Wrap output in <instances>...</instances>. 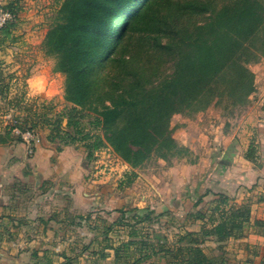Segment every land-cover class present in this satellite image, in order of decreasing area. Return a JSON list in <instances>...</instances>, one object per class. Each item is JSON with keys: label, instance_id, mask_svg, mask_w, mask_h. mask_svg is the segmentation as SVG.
Listing matches in <instances>:
<instances>
[{"label": "trees", "instance_id": "trees-1", "mask_svg": "<svg viewBox=\"0 0 264 264\" xmlns=\"http://www.w3.org/2000/svg\"><path fill=\"white\" fill-rule=\"evenodd\" d=\"M167 1L62 2L58 23L47 33L44 48L47 54L57 57L60 70L67 76L66 99L72 107L54 120L47 113L42 114V119L60 133L66 116L67 126H74L79 133L80 122L75 113L88 109L95 116L93 124L100 130L82 139L86 141L89 159L107 147L133 169L156 150L161 151V158H167V153L177 147L171 128L176 114L206 111L214 98L228 100L232 105L246 104L255 91L248 65L264 50L263 3L224 0L221 5L219 0H187L179 9L182 19H178L164 13L161 7ZM151 21H155L154 30L146 29ZM140 29L154 36L137 41L135 34ZM2 93L5 85L0 82ZM15 121L7 131L9 137L15 129L24 131L29 126L28 118L21 123L18 118ZM59 136L52 132L49 140L55 142ZM67 136L71 140L68 144L78 140L69 132L60 137L64 140ZM14 140L23 138L18 135L9 141ZM212 208L209 216L199 212L204 222L200 232L187 231L173 248L162 250L171 256L167 264L227 263L223 255L209 256L203 245L213 241L221 249L232 239L244 238L251 208L230 204V198L223 194ZM128 213L140 223L150 220L155 210L134 208ZM255 224L264 228L263 220ZM136 236L137 231L132 230L130 237ZM136 245H150L152 253L130 264H140L158 253L147 241L138 243L131 239L122 247L130 254ZM113 250L118 261L122 249ZM259 264H264V256Z\"/></svg>", "mask_w": 264, "mask_h": 264}, {"label": "rangeland", "instance_id": "rangeland-1", "mask_svg": "<svg viewBox=\"0 0 264 264\" xmlns=\"http://www.w3.org/2000/svg\"><path fill=\"white\" fill-rule=\"evenodd\" d=\"M63 1H45V4L37 6L35 0H4L2 4L4 9L15 12L17 18L9 27L0 30V82L5 85V93L0 94V140H8L7 143L0 142V147H8L12 137L20 135L23 138L28 131H34L36 134L35 143L46 134L49 138L52 132L62 137L69 132L78 139L75 143L68 144L71 142L69 136L64 140L59 136L55 142H51L57 146L58 151H63L62 148L66 146L79 147L87 164L86 174L83 180H77L76 187L58 192L48 182L43 185L41 181H37L31 188L28 184L13 190L17 197L15 200L19 204L18 213L23 217L38 216L46 220L55 214L59 218L57 222L48 221L50 223L45 232L40 231L43 225L39 221L31 225L26 224L21 235L14 238L25 243L35 241L33 248L29 250L30 259L47 264H130L134 259L152 253L150 245H136L128 254L122 244L131 239L138 243L147 241L158 251L140 264H167L171 261V256L165 255L162 250L173 248L179 237L188 231L186 227L189 223L179 217L177 210L169 213L166 208L155 212L150 220L140 223L128 212L134 208L151 207V203L142 202L143 195L140 194L139 186V175L148 165H152L151 162L162 160L161 163L165 161L166 165L172 166L175 160L180 162L187 159L192 162L194 158L188 149L177 146L173 148L175 153H167V158L159 156L161 151H154L149 159L134 169L130 165L125 167L127 163L111 147L96 151L89 159L86 141L82 139L86 134H96L100 130L93 124L95 116L88 109L75 113L76 121L80 122L79 133L74 126H67L66 116L63 117L60 133L56 132L51 124H44L43 113H47L48 117L54 120L59 115L68 113L72 107L66 99L67 76L60 70L57 57L47 54L44 48L47 33L58 23V12ZM219 1L221 5L224 2ZM260 1L264 5V0ZM186 2L187 0H169L162 4L161 8L164 13L182 19L178 13ZM119 24L120 21L116 23L115 30ZM154 25L155 21H151L146 25V29L154 30ZM153 36L154 34L147 35L144 29L135 34L137 41ZM255 43L260 45L257 41ZM104 62L106 63L107 59ZM248 68L253 73L256 89L257 84L260 85V81H264V50L260 54L257 53ZM246 104L232 105L228 100L214 98L209 108L217 109L224 117L230 118L244 114ZM176 115L190 116L194 113L189 110ZM16 118L20 123L28 118L29 126L24 131L15 129L9 137L7 131L17 123ZM180 120L179 118V124ZM252 145L247 155L256 162L259 159L257 145ZM35 146L36 144H29V150L32 147L33 153ZM167 151L168 149H165L163 152ZM9 190L10 195L12 189ZM248 191L250 195L238 205L250 204L252 210V202L264 200V178L259 183L255 182ZM212 212L213 208L205 213L209 216ZM259 213L260 211L255 209V214ZM257 220L250 218L245 228L246 234L253 235L252 241L224 244L221 249L217 248V243L211 241L203 245L205 252L209 256L223 255L227 260L225 264H259L264 256V240L261 238L264 228L256 226ZM132 230L137 231L136 237H130ZM114 247L122 249L118 261ZM250 259L252 263L249 262Z\"/></svg>", "mask_w": 264, "mask_h": 264}, {"label": "crops", "instance_id": "crops-1", "mask_svg": "<svg viewBox=\"0 0 264 264\" xmlns=\"http://www.w3.org/2000/svg\"><path fill=\"white\" fill-rule=\"evenodd\" d=\"M45 1L54 0H35L37 6ZM249 100L244 114L237 117H224L212 108L193 116L175 115L172 136L177 146L188 149L194 161L175 160L172 166L165 161L161 163L162 160L151 162L139 175L142 202L151 203L150 208L155 212L165 208L169 213L177 210L179 217L189 223L187 230L192 232L201 231L204 222L199 212L207 215L205 212L216 205L219 195L228 196L230 204H241L250 195L248 189L264 178V81L257 84ZM252 144L257 145L256 162L247 155ZM28 150L29 144L24 139L9 141L8 147H0V264H47L30 259L29 250L35 241L25 243L14 237L21 235L26 224L39 221L43 225L40 231L45 232L48 221L59 220L55 214L46 220L38 216L23 217L18 213L19 204L13 190L28 184L31 188L41 181L59 192L76 187L77 180L81 181L87 171L84 153L79 147L66 146L58 151L48 134L36 143L33 154L29 155ZM251 207V219L264 221V200L252 202ZM255 209L260 213L255 214ZM261 238L264 240V229ZM252 240L253 235L246 234L245 238L225 244Z\"/></svg>", "mask_w": 264, "mask_h": 264}, {"label": "built area", "instance_id": "built-area-1", "mask_svg": "<svg viewBox=\"0 0 264 264\" xmlns=\"http://www.w3.org/2000/svg\"><path fill=\"white\" fill-rule=\"evenodd\" d=\"M3 1L0 0V30L5 28L7 25H10L11 23L16 21V14L15 12L11 10L4 9L3 7ZM20 132V131H19ZM21 134V132H20ZM24 140L27 141L28 144H36L37 136L34 133V131H28L23 136ZM30 153H33V148L31 147L29 150Z\"/></svg>", "mask_w": 264, "mask_h": 264}]
</instances>
